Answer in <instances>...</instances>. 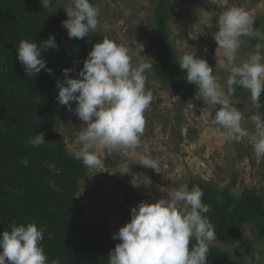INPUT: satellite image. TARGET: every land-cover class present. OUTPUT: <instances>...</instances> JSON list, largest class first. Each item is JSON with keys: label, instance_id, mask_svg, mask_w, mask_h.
<instances>
[{"label": "clouds", "instance_id": "9594fccd", "mask_svg": "<svg viewBox=\"0 0 264 264\" xmlns=\"http://www.w3.org/2000/svg\"><path fill=\"white\" fill-rule=\"evenodd\" d=\"M40 2L44 9L53 6V0ZM71 4L62 26L70 39L88 37L98 27L101 9L90 0H71ZM254 24L255 17L236 6L225 10L216 21L217 31L212 35L217 44L216 53L220 51L226 58L221 64L229 73L226 89L218 82L207 60L197 55V49L185 51L178 64L187 82L196 86L202 102L214 110L210 130L229 142H239L253 135L255 155L264 158V119L259 114L246 117L230 100L239 86L250 92L254 107H261L260 97L264 94L262 46L257 44L246 61L235 63L243 37L264 41V32L254 28ZM57 47L54 35L39 44L35 39L21 40L16 55L29 77L41 70L51 74L52 69L46 67L42 52ZM151 68L148 62L134 65L127 47L103 38L88 53L79 78L69 76L71 68L62 70L64 78L57 81V101L69 112L74 111L83 122L74 157L84 166L99 169L103 167L102 153L135 151L141 147L146 125L144 114L153 100L151 90L146 88V72ZM187 106L193 105L189 102ZM248 121L254 132L244 126ZM46 142L44 132L32 138L34 146ZM138 164L160 173L158 160L150 155H141ZM120 169L117 172L128 174L130 164L123 163ZM141 184L150 186V178L143 176L133 186ZM203 196L200 187L189 190L187 185H181L167 192L165 198L132 207L130 221L112 236L120 242L109 251L108 264H207V254L216 235L205 215L211 211V205L203 203ZM43 239L44 231L35 223L13 224L10 231L0 234V264H60L59 258L49 261L42 247Z\"/></svg>", "mask_w": 264, "mask_h": 264}, {"label": "rangeland", "instance_id": "374dc122", "mask_svg": "<svg viewBox=\"0 0 264 264\" xmlns=\"http://www.w3.org/2000/svg\"><path fill=\"white\" fill-rule=\"evenodd\" d=\"M93 2L101 9L94 32L102 40L108 38L127 47L134 65L141 62L153 64L150 45L156 0ZM71 6V0H53V6L48 9L55 11L64 21L68 18L66 10ZM234 6L247 10L255 17V23L262 21L261 30L264 32V0H172L171 41L179 58L185 51L197 49V55L207 60L225 89L229 73L222 69L221 64L226 58L220 51L216 53L217 44L212 34L217 31L218 17ZM62 37L68 52L67 65L73 69L70 77L79 78L82 69L79 47L82 44H73L66 28ZM242 41L236 64L246 61L255 49L249 38L243 37ZM259 44L264 53V41L260 40ZM146 75V88L151 90L153 100L144 114L146 125L141 137L142 145L135 151L102 153L103 167L87 168L76 196L82 221L102 224L112 238L130 221L132 207L143 200L153 203L165 198L167 192L181 185L188 187L193 180L213 183L221 189L229 187L235 180L232 191L236 196L250 189L264 201V158L255 155L254 136L239 142L227 141L210 130L214 110L202 102L196 88H191L182 79L174 85H164L155 77L152 68ZM230 100L246 117L259 114L264 119L261 107H254L249 95H232ZM189 102L193 106H187ZM72 107L75 108V103ZM82 123L66 106L55 117L54 129L63 138L73 158L74 151L79 148L78 135L84 127ZM244 126L254 132L250 121ZM141 155H150L158 160L160 173L138 164ZM123 163L130 164L128 174L117 172ZM143 176L150 178L151 185L134 187L133 183L139 182ZM114 241L116 244L120 242L118 239ZM211 247L229 253L231 260L240 264H264V242L255 239L250 226L245 227L236 244L215 240Z\"/></svg>", "mask_w": 264, "mask_h": 264}, {"label": "trees", "instance_id": "16d2710c", "mask_svg": "<svg viewBox=\"0 0 264 264\" xmlns=\"http://www.w3.org/2000/svg\"><path fill=\"white\" fill-rule=\"evenodd\" d=\"M172 10V0H156L150 52L153 73L164 85L187 81L171 41ZM262 23L257 21L254 28L262 32ZM64 30L57 13L44 9L40 0H0V234L10 231L13 224L35 223L44 231L42 247L49 261L59 258L60 264H108L109 251L116 242L102 224L83 222L76 204L88 167L69 154L54 129L55 117L63 107L57 101V81L64 78L62 70L69 68ZM50 35L58 47L42 52V57L52 72L41 70L29 77L17 59L18 45L21 40L34 39L39 44ZM71 40L82 44L83 67L88 53L102 38L90 32L88 37ZM250 42L256 46L260 39ZM242 94L250 96L247 89L237 86L233 95ZM260 102L264 112V94ZM39 132L45 133L47 142L34 146L32 138ZM234 183L221 189L193 180L188 189L198 186L203 190V203L211 205L205 215L213 225L216 241L234 245L250 226L255 239L264 242L263 199L250 189L236 196ZM207 264L240 263L210 246Z\"/></svg>", "mask_w": 264, "mask_h": 264}]
</instances>
